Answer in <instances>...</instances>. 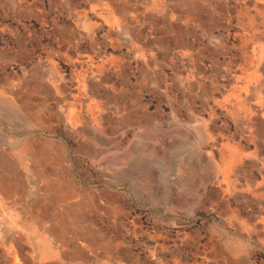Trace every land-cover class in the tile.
Here are the masks:
<instances>
[{"label":"rangeland","instance_id":"1","mask_svg":"<svg viewBox=\"0 0 264 264\" xmlns=\"http://www.w3.org/2000/svg\"><path fill=\"white\" fill-rule=\"evenodd\" d=\"M187 1L197 72L174 44L181 18L143 50L120 29L111 50L103 24L96 46L124 60L92 78L96 95L68 60L96 49L76 45L83 28L68 1L0 0V264H264V208L224 191L239 136L264 161V105L237 129L211 97L223 62L239 61L237 2Z\"/></svg>","mask_w":264,"mask_h":264},{"label":"bare ground","instance_id":"2","mask_svg":"<svg viewBox=\"0 0 264 264\" xmlns=\"http://www.w3.org/2000/svg\"><path fill=\"white\" fill-rule=\"evenodd\" d=\"M66 1L74 9L73 18L75 23L83 28V33H79L80 39L76 42V45H80L83 39V42L96 48L93 53L84 52L77 54L76 57L68 56V60L77 61L80 64L82 71L78 80L79 84L85 88L88 87L96 95L100 94L95 86H90L92 78L97 84H100L103 80V74L108 71H117L124 60L123 57L112 52L104 50L101 52V47L96 46L95 30L101 28L103 24L108 27L105 46L109 45L111 50L120 46L118 39L109 35L110 31H118V29L127 35V39L134 48L143 50L146 46L159 42V37L156 35L158 32H163L164 36L167 37L171 36L173 22L181 18L183 26L177 34L180 37L174 39V44L186 56L189 70L197 72V59L191 53V50L196 49L195 45L186 39L189 22L192 18V13L188 8L189 5L186 6L187 0H93L86 7H81L79 1ZM207 1L212 4L228 2V0ZM236 2L240 30L236 36L238 41L230 48L239 51V61L234 67L231 59L223 62L225 65L223 69L227 71L225 77L221 81L212 83L219 97L215 99L213 95L211 97L214 103L224 110V115L230 117L236 128L239 129V127H245L254 121L264 105V0H236ZM193 5L197 10L200 9L197 2ZM222 41L223 37L221 35H214L212 42L217 51L226 48ZM257 45L258 49H256ZM250 46H252L251 50L249 49ZM58 52L59 50H56L52 53L55 55ZM145 54L144 52L141 53L142 60L145 63L151 62L150 56L152 58V54L149 56ZM50 59L52 61V58ZM218 62V60L213 61L215 65H219ZM154 63L157 66L155 69L157 77L154 85L160 86L163 66L159 61ZM88 71L91 76H88ZM182 77L179 76L181 81L183 78H187V83H189L190 78L188 76ZM139 83L142 84L143 80ZM207 91L206 94L208 95ZM84 96L85 100L87 97L91 98L87 93H84ZM98 102L100 103V101ZM89 103H86V105ZM243 136H239L238 140L235 141V150L232 151V165L226 173L224 172L226 184L224 191L229 192L239 187V189L249 194L250 198L255 200L260 208H264V161L261 160L260 163V157L256 154L257 151L244 153L247 145L243 142ZM250 136L252 138L251 133L247 136L249 141L251 140ZM27 142L24 139V143L27 144ZM24 143L22 142V145H25ZM134 151L135 153L138 152L136 148ZM248 157L255 159L260 164V166L256 165L257 173L255 174H253L254 168L250 167V170L247 168L245 158ZM242 177L245 180L244 183L239 181ZM11 223L14 224L13 221Z\"/></svg>","mask_w":264,"mask_h":264}]
</instances>
